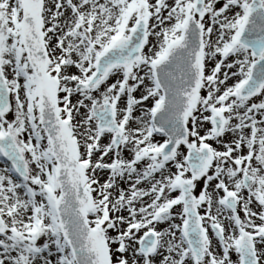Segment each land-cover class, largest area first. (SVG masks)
I'll return each instance as SVG.
<instances>
[{"label":"snow or ice","instance_id":"obj_1","mask_svg":"<svg viewBox=\"0 0 264 264\" xmlns=\"http://www.w3.org/2000/svg\"><path fill=\"white\" fill-rule=\"evenodd\" d=\"M0 264H264V0H0Z\"/></svg>","mask_w":264,"mask_h":264}]
</instances>
